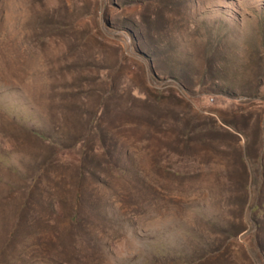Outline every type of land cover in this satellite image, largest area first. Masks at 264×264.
<instances>
[{"label": "rangeland", "instance_id": "rangeland-1", "mask_svg": "<svg viewBox=\"0 0 264 264\" xmlns=\"http://www.w3.org/2000/svg\"><path fill=\"white\" fill-rule=\"evenodd\" d=\"M0 264H264V0H0Z\"/></svg>", "mask_w": 264, "mask_h": 264}]
</instances>
